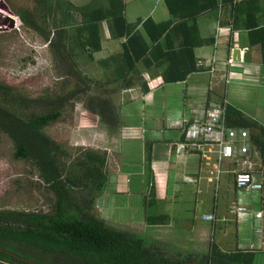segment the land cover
<instances>
[{"label": "crops", "instance_id": "0c3cea01", "mask_svg": "<svg viewBox=\"0 0 264 264\" xmlns=\"http://www.w3.org/2000/svg\"><path fill=\"white\" fill-rule=\"evenodd\" d=\"M68 1L77 10L75 19L81 17L83 9L89 6L96 9L99 3L104 2L87 0L86 4L80 6L75 2L81 0ZM261 4L264 9V0H261ZM124 6V18L130 30L132 33H140L148 44L150 39L143 23L148 19L155 23L172 19L167 5V12H158L156 6H147L140 3V0H124ZM102 25L101 38L103 36L105 46L102 39V49L94 53L90 60L101 65L112 78L116 64L114 60L121 58L127 38L114 39L107 24ZM198 31L204 41L194 51L198 71L186 79L166 83L163 77L166 67L161 65L159 55L149 67L139 63L136 71L129 76L127 85L126 81H114L107 87L117 100H112L116 113L115 126L104 125L109 131L112 130L110 138L106 139V173L108 180L116 179V185L119 183L118 177L123 175L126 177V186L121 192L113 190L111 193L106 187L96 204L105 215L115 218L113 222L121 218L128 224L143 226V232L131 234L143 239L146 249L163 253L158 250V246L172 243L174 247L162 254L167 259L183 261L192 258L197 261L192 264H205L212 251L217 250L222 255L219 258L221 264H227L225 257L233 255L240 256L239 259L244 260L242 264H264V222L255 220V214L264 211V193L239 191L235 186V172L250 168L255 170L256 181L264 182V151L255 148L250 141L252 136H258L257 130L252 134L247 128L228 127L226 116L227 107L230 106L264 127V63L261 47L258 44L252 45L248 31L234 27L230 5L221 4L218 10L202 14L198 19ZM182 40L180 35H176L165 45L167 48L178 49ZM105 49L110 50V55L97 59L95 54ZM237 49L240 52L235 55ZM190 66L192 59H189ZM106 73L105 80L97 78L101 86L108 83ZM218 107L225 110L226 128L249 132L246 143L249 153L220 162L222 173L220 180H217L218 189L221 176L227 173L233 178V197L224 202L221 208L215 204L210 211L203 213V223H183L182 215L175 210L192 199L194 194L197 205L204 203L198 198V195L203 194L198 192L199 186L207 180L213 183L216 178L212 173L219 162V149H207L201 154L182 151L179 146L184 143V134L179 125L193 124L202 119L204 113ZM118 112L123 113L125 126L120 124ZM213 153L217 155V161ZM132 158L137 164L135 168L129 166ZM222 165L226 166V170H222ZM134 177L135 183L132 180ZM237 203L251 211L247 220H239L233 214L232 206ZM137 204L139 212L129 216L126 213V216H122L123 213L117 214L120 208L128 211V207L136 208ZM206 215H214L215 221H206ZM173 219L179 220L177 222L180 225H186L184 233L175 236L169 232L162 233V230H169ZM180 227L184 228L183 225ZM147 228L161 233H146Z\"/></svg>", "mask_w": 264, "mask_h": 264}, {"label": "trees", "instance_id": "16d2710c", "mask_svg": "<svg viewBox=\"0 0 264 264\" xmlns=\"http://www.w3.org/2000/svg\"><path fill=\"white\" fill-rule=\"evenodd\" d=\"M164 1L172 19L162 23L148 19L143 23L150 44L140 33H132L127 25L124 0H104L96 9L90 6L83 9L81 22L76 21L77 10L68 0H36L42 26L25 10L18 12L17 17L26 28L40 35L66 64L70 59L80 57L76 49H82L89 58L100 52L104 23L114 39L126 37L121 58L114 60L112 78H108L104 86L98 82L103 89L114 81H126L127 85L129 76L139 63L149 67L159 55L161 65L166 67L163 72L166 83L182 81L197 72L194 51L204 44L198 31V19L208 11L218 10L221 4L232 7L234 27L248 31L252 45H260L264 63V23H261L264 21V9L261 0ZM54 15L60 17L61 25L55 29L57 32L52 39L50 22ZM69 28L73 29L72 33ZM176 35L183 38L180 48H167L165 44ZM189 59H192L190 67ZM69 68L89 80L77 71L74 63ZM73 93L32 99L0 82V137L5 135L12 141L14 157L32 164L57 198L53 212L48 214L0 210V264L196 263L192 258L173 261L160 252L150 251L139 236L115 230L91 213L107 187V155L86 151L80 159L64 163L59 159L60 146L44 132L46 127L58 121L62 108ZM43 103L49 105L48 110L31 111ZM98 104L99 110L91 109L92 112L100 117L103 125L115 126L113 101L99 98ZM226 116L228 127L247 128L252 134L257 130L258 136H252L250 141L255 148L264 151L263 126L230 106ZM86 194L91 197H86ZM220 257L222 255L213 250L205 264H221ZM239 257L233 255L225 257V260L227 264H242L244 260Z\"/></svg>", "mask_w": 264, "mask_h": 264}, {"label": "rangeland", "instance_id": "374dc122", "mask_svg": "<svg viewBox=\"0 0 264 264\" xmlns=\"http://www.w3.org/2000/svg\"><path fill=\"white\" fill-rule=\"evenodd\" d=\"M141 1L147 6H156L158 12L160 10L167 12L163 0H140V3H142ZM75 3L82 6L87 3V0ZM21 10L31 13L36 18L35 21L39 26L42 22L39 18L41 12L36 0H0V82L14 87L18 93L32 99L45 98L46 96L61 97L74 92V95L68 99L66 105L62 108L58 121L46 127L44 132L60 146L59 159L64 163L80 159L86 151L107 155L105 153L108 149L106 139L110 138L112 130L109 131L102 125L98 116L91 110H99V98L117 100L107 88L103 89L98 85V79L105 80L106 71L96 61H91L82 49H76L77 53L81 54L80 57L70 59L71 64L68 63L70 65L74 63L80 74L86 75L89 80L92 81L93 79V81L91 83V81L83 79L79 73L69 68V64L62 61L56 51L51 49L40 35L22 24L17 17L18 12ZM54 16L50 22L52 39L57 32L55 29H58L61 25L60 17L58 15ZM81 20L82 17L76 18L77 22ZM69 32L72 33L73 29L70 30L69 28ZM102 39L105 46L103 36ZM106 55H110L109 49L95 54L97 59ZM100 71H103V74H100ZM108 74L106 79L110 77ZM48 109L49 105L43 103L38 107H33L31 111L39 113ZM119 109L122 110L121 107ZM118 116L121 120L120 124L125 126L126 120L123 119V113L118 112ZM14 153V144L7 136L2 135L0 137V210L45 214L53 212V207L57 201L56 195L42 181L38 170L29 162L17 160ZM213 157L217 161V155L213 153ZM131 160L133 161L129 163V166L135 168L137 166L135 159L132 158ZM216 165H219V162ZM222 170H226L225 165H222ZM108 174H110L109 168ZM115 180H108L107 190L110 193L113 190L119 192L125 190L126 177L119 176V183L116 181L118 185L115 184ZM132 180L135 183L136 177ZM232 184L233 178L227 173H223L221 176L219 189L215 177L213 183L207 180L199 186V191L196 187V192L203 193L198 195V198L204 201L203 204H196V195L194 194L192 199L183 203L182 207L176 208L175 211L177 214L182 215L183 223H191L192 221L203 223L201 218L203 213L210 211L215 204H218L221 208L224 202L233 197ZM88 195L86 194V197L90 198L91 196ZM138 205L136 208L128 207V211L120 208L117 210V214L123 213L122 216H126L124 213L127 216L132 215V213L139 212ZM91 213L103 219L107 225L115 228V230L134 234H140L144 231L143 226L128 224L126 220L123 221L121 218L113 222L115 218L112 219V217L105 215L97 207L96 202ZM177 221L179 220L173 219L169 230L167 232L162 230V233L168 234L169 232L174 236L184 233L186 225L182 224L184 227L182 228L180 227L182 225ZM205 224L210 225L211 223ZM155 231H158V234L161 233L159 230H152V228H147L146 233L153 234ZM171 247H174L172 243H163L158 246V250L163 252L164 255L165 252L171 250Z\"/></svg>", "mask_w": 264, "mask_h": 264}, {"label": "built area", "instance_id": "2783aa9c", "mask_svg": "<svg viewBox=\"0 0 264 264\" xmlns=\"http://www.w3.org/2000/svg\"><path fill=\"white\" fill-rule=\"evenodd\" d=\"M4 23V22H3ZM232 59L230 63H232ZM225 110L222 108H214L203 114L202 119L193 123H183L179 125L184 134V143L179 146L182 151L205 153L207 149H219V165L215 166L212 173L220 180L222 173L220 162L225 159H236L237 156H246L249 153L248 145L249 132L244 129L226 128ZM239 162V160H237ZM255 170H241L235 172V186L239 191H260L264 193V182H258L255 178ZM264 181V172L262 173ZM264 208V199L262 201ZM232 212L239 220H247L251 211L241 203L232 206ZM206 221H215L214 215L204 216ZM255 220L264 222V211L255 214Z\"/></svg>", "mask_w": 264, "mask_h": 264}, {"label": "water", "instance_id": "95a60500", "mask_svg": "<svg viewBox=\"0 0 264 264\" xmlns=\"http://www.w3.org/2000/svg\"><path fill=\"white\" fill-rule=\"evenodd\" d=\"M236 52L234 53L235 55L238 54L240 52L239 49L235 50Z\"/></svg>", "mask_w": 264, "mask_h": 264}]
</instances>
